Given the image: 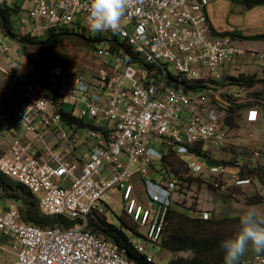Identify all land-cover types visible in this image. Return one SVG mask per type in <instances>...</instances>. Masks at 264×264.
I'll use <instances>...</instances> for the list:
<instances>
[{
	"label": "built area",
	"instance_id": "built-area-1",
	"mask_svg": "<svg viewBox=\"0 0 264 264\" xmlns=\"http://www.w3.org/2000/svg\"><path fill=\"white\" fill-rule=\"evenodd\" d=\"M21 2V13L37 34L68 25L90 32L88 0ZM0 3L18 5L17 0ZM208 5V0H136L118 31L100 32L115 34L149 68L100 46L94 55L102 68L91 82L64 63H52L44 80L31 77L16 60L0 63V126L12 136L0 156V175L27 189L44 216L63 220L42 229L22 221L15 200L0 206V239L17 244L16 264H135L90 229L112 224L101 219L114 192L135 225L122 231L153 263L149 247L161 246L173 195L181 191L176 180L158 172L170 152L180 158L186 178L212 177V187L221 186L227 166L197 155L228 147L230 103L212 86L226 76L237 78L240 66L264 67V51L247 50L227 35L214 34ZM8 52L0 46L2 56ZM45 86L56 94L58 105ZM75 104L82 119L94 122L81 143L63 126L61 114L63 105ZM72 140L85 146L78 157ZM228 183L244 187L251 178L233 175ZM137 186L142 203L135 197ZM209 217L199 212L202 221ZM243 264H264V256Z\"/></svg>",
	"mask_w": 264,
	"mask_h": 264
},
{
	"label": "rangeland",
	"instance_id": "rangeland-1",
	"mask_svg": "<svg viewBox=\"0 0 264 264\" xmlns=\"http://www.w3.org/2000/svg\"><path fill=\"white\" fill-rule=\"evenodd\" d=\"M17 1H18V5L21 6V3H22L21 0H17ZM13 21H14L13 26L16 32H19L22 30L23 32H28V34L39 37L38 40L40 41L46 40L47 35H45V33L37 34L34 31L35 30L34 26L30 22L28 23V21L25 19L24 15L21 12L18 13V15L13 18ZM68 26H69V29H74V31L76 32L79 31L78 27L75 25H68ZM68 26H65L63 28H67ZM4 41L5 40L0 35V45ZM99 46L107 47V44L106 43L100 44V45H97L96 47H99ZM95 49L93 48L90 49L87 46H85L82 40H80L78 37L63 36V37H60L56 41V43L53 44L52 51L48 53V57L50 60L56 59V60L62 61V63L64 61V64L66 63L67 65H72L76 67L81 72V75L83 76V78H85L86 80H90L89 82H91L93 81L92 79L93 77H95L98 70L102 68L101 62L94 55ZM38 50L40 51H37V49H33L28 44V47H27L28 57L29 58L31 57L33 59V61L35 62L34 65H37L38 70H39V74H38L39 76H36V74H33L34 76L29 74L33 78L40 77V69L38 65H40L41 62L44 60L42 57V54L44 51H42V48ZM22 54L24 55L23 52ZM46 66L47 64L44 65V68H46ZM137 66L141 67L142 65L137 64ZM244 68H245L244 66H240L239 68L238 77L240 79L249 77V78H254L256 80V75H255L256 73L255 74L253 73L254 70H264L263 66H257V68H255L252 72L245 74V73H241L242 70H245ZM171 75L175 76V72L173 70H171ZM232 79H233L232 77H226L225 80L216 82L215 85L212 86V91L215 94L219 93V95L224 100H227V101L234 100V103H232V105L234 106L233 109L238 110V106H241L242 102H244L243 104L253 103L257 105L258 107L264 108V94L256 97L253 91L246 92L247 91L246 88H249V87L245 88L243 84H240V82H233ZM242 82H244V80ZM252 87H250L249 89H251ZM261 88H264V86H261L260 88L258 87L257 89L258 92L264 93V89H261ZM51 99L54 105H58V102L53 95ZM228 102L230 103V101ZM10 106L13 107V105L11 104ZM258 107L248 111L247 113L248 123L252 124L254 121L257 120L258 112L260 113L264 111L262 109L260 110ZM79 109H80V106L77 104L73 106L63 105L64 113H71L74 117L78 119H82L80 117ZM227 117L228 116L226 114V118ZM226 118H225V121H226ZM240 118L242 119L241 113L240 114L238 113L237 116L236 114L232 115V118L228 120L232 121V125L235 126V129H236V121ZM82 120H83L82 121L83 125L80 127L74 124H69L68 121L63 120V126L67 130L69 129V133L73 134L74 137H80L81 142H83L86 139V136L89 130V125H92L94 123L89 118H85ZM0 134L1 135L5 134L2 129H0ZM250 135H252V132L247 131L245 127V132L243 136L244 140L250 139L251 137ZM229 138L230 137H228V139ZM2 139L7 144H8V141L11 142V138L9 136L7 138V141L3 137ZM0 141H1V138H0ZM5 148L6 146L4 145V143L3 144L0 143V156L3 154V151ZM228 148H229V151H228ZM161 149L162 148H158V150L160 151ZM198 149L199 148H197V150ZM200 150H201V147H200ZM225 150L228 151V153H226L228 155V158L220 160L219 163L221 162L222 164L226 165L227 171H226V174L224 175V179H223L221 186L217 189H214L212 187V183L214 182V178L212 177H205V180L201 177H197V178L187 177L186 178L185 172L183 171V167L182 165H180V162L176 161L173 157L167 158L166 157L167 154H165V161H164L165 171L163 173L168 179L176 180L181 190L180 193L173 195V202H172L173 204L171 206V209H175L178 212L184 215L190 216L192 218H199L200 211H207L210 215L209 220L210 219L211 220H221V219L237 218L243 212L249 211V210L258 211L259 213L264 215V188L255 178L251 179L250 185H247L244 187H233L228 183V180L230 179V177H232L233 175H240L239 171L241 169L243 171H244V168L245 169H251V168L264 169V147L260 148L259 146H256L255 148L254 147L251 148V147H248L246 144L243 145L241 142H236L235 145L233 146L231 143H228V147ZM206 153L200 154L199 152L197 155H200L199 157H204L207 159H209V155H210L209 160H211V162L212 160L214 161L217 159L215 158L216 152H214L215 154L213 152H206ZM208 153L210 154L208 155ZM175 158L180 160V158H178L177 156ZM172 161L174 162V165H175L174 169H177L178 172L170 171L171 166L169 165V163L172 164ZM238 167L240 168V170ZM245 171H248V170H245ZM183 172H184V175H183ZM154 174L155 172L152 173V175ZM141 193L142 192H141L140 186H137L135 197L140 203H142V200H143V195ZM29 194L32 196L31 193ZM8 201H11V199L5 198L1 195L0 206L3 207L4 203ZM107 204H108V208L105 212L106 215L104 214L103 220L107 219V221H112V224L108 226H114L121 231L122 229L126 231L128 229L135 228L134 223H132L131 220L124 214L123 212V210H125L124 203L120 199L118 194H115L114 192L112 195H110L108 197ZM32 213L34 214V211ZM46 217L47 216H44L41 213V211L39 210V206H38L37 218L44 219ZM48 218H51V217H48ZM120 219H122L126 225L120 227ZM65 225L67 226V224ZM110 230H111L110 228H105L99 231V234L107 242L112 243L113 245L117 246L112 239V235H111L112 232ZM168 230H169L168 227L165 228L163 240L167 237ZM126 240L134 249L132 243L128 241L129 239L126 238ZM16 245H17L16 243H11L10 239H7V238L0 239V264H16V257H15ZM149 250L154 256V261L153 263H150V264H168L169 261L174 258V255H172L171 253H167L162 248V246H153V247L150 246ZM177 256L189 258L191 257V253L182 252L178 254ZM255 256H264V251L256 252L254 248L251 245H249L247 251L240 258L238 264L246 263L252 260V257H255Z\"/></svg>",
	"mask_w": 264,
	"mask_h": 264
},
{
	"label": "trees",
	"instance_id": "trees-1",
	"mask_svg": "<svg viewBox=\"0 0 264 264\" xmlns=\"http://www.w3.org/2000/svg\"><path fill=\"white\" fill-rule=\"evenodd\" d=\"M245 10L252 9L257 6L264 5V0H243L240 3ZM20 5L17 4H7L0 3V33L3 37L8 38L10 40H14L21 49V52L24 53V57L27 61L35 64L33 59L28 57L27 47L28 44L33 48L38 49L42 48L43 61L39 66L40 69V79L44 80L47 74V67H49L53 62L62 63L59 60H50L48 57V53L52 51L53 44L63 36H73L78 37L85 46L90 49L97 48V45L107 44V49L111 53H116L127 59L130 64H139L143 67L149 68L144 65L143 62L132 54L131 49L125 44L124 41L119 39L115 34L111 36H103L100 33L92 34L91 32L85 30L84 28H78L79 31H74V29L67 28H56L49 30L45 33L47 38L45 41L38 40L39 37L28 34V32H23L22 30L16 32L13 26V18L20 13ZM224 35V34H221ZM34 36V37H32ZM231 38L235 36V34L227 35ZM233 39V38H232ZM252 40L256 41H264V35H260L252 38ZM47 51V53H46ZM47 64L46 68L44 65ZM37 66V65H36ZM141 66V67H142ZM172 83L180 84V81L175 79L173 76ZM233 82H240L246 87H253L251 89L246 88V92H251L255 94V96L263 95V92H258V87L264 86V81L255 80L254 78H233ZM244 80V82H242ZM256 87L255 90H252ZM264 89V88H261ZM189 90V89H187ZM45 92L50 93L56 98V94L51 92L48 86H45ZM257 92V93H256ZM57 99V98H56ZM230 101V106L226 108V125H231L228 119L232 118V115L239 113L241 110L249 107H258L253 103L243 104L238 106L237 109H233L234 100ZM7 108H11L10 104L6 105ZM264 110V108L259 107ZM233 109V110H232ZM237 111V112H236ZM229 113V115H228ZM61 114L63 116V120L68 121L69 124H74L78 127L82 126V119H78L74 117L71 113H64L63 109L61 110ZM227 125V126H228ZM175 155L169 153L167 154V158L173 157L176 161L180 162L181 160L174 157ZM165 161V158H164ZM170 171L178 172L177 169H174L175 165L172 161ZM165 171V164L161 168H159L158 172ZM248 170V171H245ZM239 174L242 178H255L264 188V169L262 168H251L245 169L244 171L241 169ZM0 190L1 195L5 198L15 200L20 209L22 221L24 223H30L42 229L52 228L56 223L63 222V220L59 218H37V209L38 203L37 201L28 193V190L23 186L16 184L8 178L0 175ZM34 211V214L32 213ZM103 222V219H101ZM239 222V217L232 219H221V220H207L202 221L201 218H192L190 216L184 215L178 212L175 209H171L168 215V221L166 228L168 227V235L162 242V248L167 251V253H171L174 255V258L169 261L168 264H224V249L221 247L222 241L231 238L234 236L236 231V226ZM65 225V224H64ZM126 225L122 219H120V227ZM105 228H110L112 232V239L114 243L118 246V250L124 255V257L135 264H147L145 258L142 254L137 253L132 246L127 242L125 234L114 226H106ZM103 228V229H105ZM90 229L95 233H99V231L103 230L101 228H97L95 226H90ZM182 252H190L191 257L184 258L182 256H177ZM170 254V255H171Z\"/></svg>",
	"mask_w": 264,
	"mask_h": 264
},
{
	"label": "crops",
	"instance_id": "crops-1",
	"mask_svg": "<svg viewBox=\"0 0 264 264\" xmlns=\"http://www.w3.org/2000/svg\"><path fill=\"white\" fill-rule=\"evenodd\" d=\"M208 1H209V5L207 6L206 9V15L210 25L212 26V31L214 34L217 35L235 34V36L232 38L236 41V43L240 47L245 48L247 50H254L260 52L264 51V41L252 40V38L254 37L264 35V5L254 7L250 10H245L243 6L240 4L243 0H208ZM0 35L2 36L1 33ZM2 38L5 41L0 46L8 47L9 52L5 56H2L0 54V63H3L4 58L13 59L18 61L21 64V66L28 71V74L32 76H34L33 74H36V76H39L37 75L39 74L38 67L24 58L20 46L14 40L4 38L3 36ZM257 66L259 65H256V67H253L252 65L247 66L244 68L245 70L241 71V73L247 74L249 72H252L255 68H257ZM253 73L254 74L256 73L255 74L256 80L264 81V70H254ZM223 80H225V78ZM255 89L256 87H254L252 90ZM255 108L257 107H249L239 112V114L241 113L242 119L240 118L241 120L238 119L236 121V129L235 126H233L232 123L230 122L231 120H228L231 124V125L227 124L228 128L230 129L229 130L230 138L228 139V143H231L232 146L235 145L236 142H241L243 145L246 144L248 147L251 148L253 147L255 148L256 146H259L260 148L264 147V111L260 113L258 112L256 121H254L252 124L248 123L247 113L249 110ZM259 109L261 110V108ZM245 127L247 131L252 132V135H250L251 136L250 139L247 140H244L243 138ZM0 129H2L5 133L4 135L0 134V138H1L0 143L2 144L4 143V145L6 146V148L4 149L5 151L12 142V136H10L4 128L0 127ZM8 136L11 138V142L8 141L7 144L5 141H3L2 137L7 141ZM75 140L78 143H81L80 137H75ZM72 142L74 144V140H72ZM74 147L78 154L77 157L85 151L84 145L77 147L74 144ZM226 153H228L227 150L216 152L215 158H217L218 161L227 159L228 155ZM74 155L75 154L73 153L72 156ZM69 157H71V155Z\"/></svg>",
	"mask_w": 264,
	"mask_h": 264
},
{
	"label": "clouds",
	"instance_id": "clouds-1",
	"mask_svg": "<svg viewBox=\"0 0 264 264\" xmlns=\"http://www.w3.org/2000/svg\"><path fill=\"white\" fill-rule=\"evenodd\" d=\"M136 0H88L86 21L92 34L118 31L127 9ZM249 245L256 252L264 251V215L255 210L243 212L233 237L221 243L225 264H238Z\"/></svg>",
	"mask_w": 264,
	"mask_h": 264
},
{
	"label": "bare ground",
	"instance_id": "bare-ground-1",
	"mask_svg": "<svg viewBox=\"0 0 264 264\" xmlns=\"http://www.w3.org/2000/svg\"><path fill=\"white\" fill-rule=\"evenodd\" d=\"M207 9V8H206ZM247 10H250V9H247ZM28 23H29V21H28ZM33 28V27H32ZM68 28H69V26H68ZM211 28H212V26H211ZM214 30V29H213ZM30 32V31H29ZM225 35V34H224ZM35 36V35H34ZM34 36H32V37H34ZM37 37V36H36ZM230 37V36H229ZM58 49H59V47H58ZM57 49V50H58ZM61 51V50H60ZM55 59V58H54ZM56 60V59H55ZM61 63V62H60ZM63 63H64V61H63ZM66 64V63H65ZM80 67V66H79ZM38 75V74H37ZM228 77V76H227ZM238 114V113H237ZM237 114H236V116H237ZM235 120V119H234ZM230 130V129H229ZM228 130V131H229ZM228 135H229V133H228ZM229 137V136H228ZM232 148V147H231ZM198 150H200V148L198 149ZM201 151V150H200ZM228 151H229V148H228ZM226 152V151H225ZM198 154V153H197ZM207 154V153H206ZM210 153H208V155H209ZM215 154V153H214ZM206 156V155H205ZM212 158V157H211ZM209 159H210V155H209ZM216 160H218V159H216ZM213 161V160H212ZM221 163V162H220ZM183 167V166H182Z\"/></svg>",
	"mask_w": 264,
	"mask_h": 264
}]
</instances>
